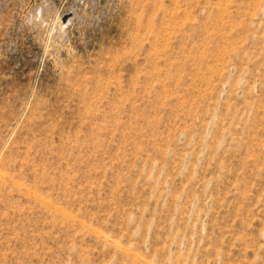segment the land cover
<instances>
[{
    "label": "rangeland",
    "instance_id": "374dc122",
    "mask_svg": "<svg viewBox=\"0 0 264 264\" xmlns=\"http://www.w3.org/2000/svg\"><path fill=\"white\" fill-rule=\"evenodd\" d=\"M0 264H264V0H0Z\"/></svg>",
    "mask_w": 264,
    "mask_h": 264
}]
</instances>
